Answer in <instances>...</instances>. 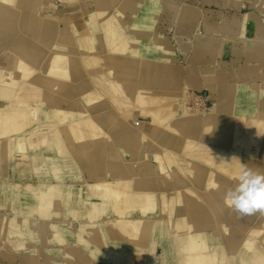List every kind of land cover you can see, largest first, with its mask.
Segmentation results:
<instances>
[{
    "label": "bare ground",
    "instance_id": "6f19581e",
    "mask_svg": "<svg viewBox=\"0 0 264 264\" xmlns=\"http://www.w3.org/2000/svg\"><path fill=\"white\" fill-rule=\"evenodd\" d=\"M58 1L71 7L79 0ZM167 3L165 6L175 20L184 16L199 18L197 12L180 3ZM98 4L97 13L87 14L74 25L68 22L66 27L57 28L56 34H66L68 38L60 36L61 40L49 46L54 39L53 26L64 22L65 12L49 14L44 0H0V45L12 42L18 26L34 36L40 32L41 36L37 37L38 46L27 43V38L13 40L8 75L3 70L6 62L0 61V168L4 165L9 173L12 167L20 172L26 168L35 172L33 176L39 184L14 185L32 203L40 204L43 211L40 233L47 229L58 237L72 235L65 222L49 220L50 211H44L49 208L47 204L65 197V202L73 205L76 217L81 216V204H87L88 208L93 203L98 208L106 207L104 214L88 217L77 239L65 236L67 241L76 240L91 253L93 257L86 256L87 260L158 264L168 255L169 247L179 246L183 252L177 264H221L223 249L234 256L233 264H264V217H259V213L241 217L229 208L233 213L228 217L233 223L231 228L223 217L215 216L222 204L227 208L224 193L228 184L235 185L241 165L251 157L264 158L258 140L253 139L264 132V121L260 118L264 113L258 117L251 115L250 120L241 112L236 116L222 114L213 100V106L204 109L205 114L198 118L185 111L178 99L172 103L178 107L180 119L162 112L166 101L149 88L159 78H177L184 66L148 57L150 47L167 50L161 35L140 30L135 21L128 29L117 15L106 14L105 0H98ZM40 22L45 24L41 31ZM196 28L194 37L200 38ZM207 30L211 34L219 32L210 23ZM146 38L148 46L142 50ZM245 41L246 48L258 51L251 46L256 40ZM222 42L209 37L201 45L214 56L229 50L231 43ZM39 88L45 92L40 99L36 96ZM26 97L29 99L23 100ZM96 101L99 104L95 105ZM112 106L114 111L108 110ZM139 115L158 120L157 124L167 126L168 130L155 127L152 122L148 133L154 134L156 141L152 135L145 136L141 127L147 132L148 126L133 120ZM121 116L126 119H120ZM218 123L223 124L222 131L228 135L223 140L232 139L229 147L214 138ZM237 126L243 129L247 140L235 139ZM195 128L203 129L196 135L190 134ZM113 131L116 134H111ZM159 134L162 137L158 139ZM182 134L189 135L175 141ZM152 143L160 149L154 156L155 166H150L151 156L141 157V149ZM253 143L258 148L251 150ZM240 147L245 151L241 156ZM187 158L199 160L204 166L188 162ZM251 169L259 171L261 166ZM84 171L89 179L83 176ZM209 195L219 202L213 204ZM6 220L0 218V225L4 221L11 224L17 234L34 230V223L28 224L27 220ZM209 226L219 227L229 237L214 241ZM198 227L206 228L203 232L206 238L196 230ZM195 235L199 237L194 238ZM80 259L84 261L82 256Z\"/></svg>",
    "mask_w": 264,
    "mask_h": 264
},
{
    "label": "rangeland",
    "instance_id": "374dc122",
    "mask_svg": "<svg viewBox=\"0 0 264 264\" xmlns=\"http://www.w3.org/2000/svg\"><path fill=\"white\" fill-rule=\"evenodd\" d=\"M44 1H46V0H44ZM96 1L98 3V0H96ZM155 1L161 2L162 0H155ZM173 1H176V0H168V2H173ZM183 1H185V0H181V2H183ZM105 2L109 6L113 7V10L111 12L110 11L107 12L106 14L108 16L117 15L121 24L123 26H125L126 28L130 29L129 26L134 24V21H135L134 19L136 16L137 8L139 6H142L143 3L145 2V0H105ZM193 2H194V0H193ZM188 3H190V1ZM142 8L143 7L140 8L137 16L139 14H141ZM127 11L131 12V14H130L131 16L129 17L130 18L129 21H125V19H124ZM155 14H156L155 15L156 16L155 17L156 23L161 24L160 27L158 28V31L160 33H162V35H164V38H162L163 42L168 43L173 38L174 35L182 36V34H181L182 32H180L181 27L178 25L177 26L175 25V27H174V24L178 23V21L174 22V16L166 8L165 2L161 3L160 5L155 6ZM169 20H172V22L174 23V24L172 23L173 24L172 26L168 25ZM40 23H41V26H40V31H41L42 28L45 27V24H43L42 22H40ZM55 24H56V22H55ZM57 28L60 29V26H58V25L53 26L52 37L54 39L51 42H49V46L52 43L56 44V42H55L56 40H61L60 36H63L62 38H68L66 34L65 35L64 34L60 35V33L56 34ZM17 29H18V31L14 32L15 37L13 38V40L16 38H18V39L19 38L20 39L21 38L22 39L27 38L26 39L27 43H29V44L31 43L35 46L40 45V42L38 40V38L41 37V36H39L40 32L36 33L34 36V35L29 34L28 31L26 30V28L18 26ZM155 29H156V27H155ZM195 32H198L202 39H205L206 37L209 38L210 34H211L207 30V28L205 30V28H201L200 26L198 27V29L196 28ZM222 34H223V37L225 38V42L223 41L222 44L223 43L224 44L232 43V42H229V41H231V39L228 38V36H230L229 34H231V33H222ZM72 37H73V35H72ZM74 37H76V35H74ZM13 40L10 44L5 43L3 45H0V61H2V63L6 62L5 64H7V65L9 64V62H12V57H13L12 52L13 51L10 49V47L13 46V44H14ZM65 40H67V39H65ZM146 40H147V38L145 39V41ZM23 43L24 42L21 41V44H23ZM251 44H252L251 46L256 47V49L254 48L255 50H258L257 45H259V44H261V45L263 44L262 46L264 48V42L260 43L259 41H257V42H255V44L254 43H251ZM197 45H199V43H197V42L192 44L191 48L194 50V53L198 49V48H196ZM263 48L261 51H264ZM52 49L55 50V45L53 46ZM53 50H48V52L51 51V53H52V52H54ZM77 50L78 49L76 48L75 51H77ZM153 50L154 51H152L151 54L162 52V50L157 46H155L153 48ZM158 50H160L161 52H159ZM48 52H47V55H48ZM72 53H74V50H72ZM200 54L201 53L199 51H197V53L195 55L198 56ZM48 57H49V55H48ZM48 57H47V59H48ZM188 70L189 71L190 70L195 71L194 67L191 65L189 66ZM173 79L174 78H170V77L159 78L157 80H154L155 85H153L152 88H149L150 92H152L153 94L156 93L158 95L163 96L164 101H166V103H165L166 106L163 105L165 107L162 106V108H161V109H165V111H162V112L170 113L172 115L173 119H176V117L180 119L179 109L176 106V104L172 103L173 99H178L179 102L181 100L180 103L182 104V108H184V109L186 108L185 111H187L188 113L191 112L190 113L191 115H196L198 118L203 117L205 112L207 110H209V108L212 107V103L210 102V99H209V96H210L209 92L194 90L193 85H191L192 89L185 87V88H183V90L181 92H177V91L173 90L171 87V84H172L171 82ZM30 80L33 83L36 82L35 78H32ZM211 94L215 95V92H211ZM239 94H240V92H239ZM196 97H198V98H196ZM194 98H196V100ZM103 101L105 102V100H103ZM99 102L96 101V102H94V104L95 105H96V103L99 104ZM197 105H199V106H197ZM194 107H196L197 110ZM94 109H96V108H94ZM108 110L114 111V106H112ZM167 111H169V112H167ZM196 112H198V113H196ZM218 112H220V110ZM157 114L158 113H155V117H158ZM250 116H251V114L245 115V117H247L249 120H250ZM258 116L259 115L257 114V117ZM120 119L123 120V119H126V117L121 116ZM136 119H137L136 117L133 118L135 123H138V122H136ZM99 120H101V119H99ZM152 122L155 123V127L159 126L161 128H164L165 130H168L167 126H165L163 124H161V125L157 124L158 120L152 119ZM49 123L58 124L57 122H49ZM43 124H48V122H44ZM108 124L111 125L113 123H110V121H108ZM59 125H61V123H59ZM216 127L217 128H216L215 133H214V138L218 139L219 143H223L222 142V141H224L223 138L228 137V135L223 132L224 128H223L222 123H218L216 125ZM202 129L203 128H195L193 131L190 132V134L193 133V135L194 134L196 135V133L197 134L200 133ZM141 130L143 131L145 136L151 137L152 134L146 132L143 129V127H141ZM235 133L237 134V137H238V138H235L236 140H239V141L240 140H247V139H245V138H247V135H245V132L243 131V129L241 127L237 126V128H235ZM111 134H116V132L113 131ZM180 135L175 137V141H177V142L182 141L183 139L188 137L187 135H189V134H182L183 136H180ZM197 137H198V135H197ZM235 139H234V141H235ZM253 139L258 140L257 145L259 142L258 146L260 148L262 147L261 149H262V152L264 153V132H261V133L257 134L256 136H253ZM224 142L226 143L227 147H229L230 146L229 144L232 142V139H231V142L230 141L229 142L224 141ZM155 145H156V143L155 144L152 143L149 147H146L145 149H141L142 150L141 157H144V156H146V158H148V156L152 157V162L150 163V166H155V163L153 162V160H154V156L156 155V154L151 155V150H153L155 148V150L160 151V149H158V148L156 149ZM258 146H255L253 143L251 150L258 148ZM157 151H155V153ZM244 152H245L244 149H242L240 152V156L243 155L242 153H244ZM31 153H33V151H31ZM263 153H261V154H263ZM236 155H238V154H236ZM256 157H254V158L251 157L248 160V162L245 163V166L248 168H254V167L261 166V169H259V171L263 172L264 171V160H262V159H264V158H256ZM188 160H189L188 162H193V163L195 162L198 165L204 166V163H201V161H199V160H194L193 158H189ZM11 170H12L11 173H9L10 171H8L6 168H4V165H3V167L0 168V218H6L7 219L6 221L9 220V222L12 219L27 220L28 224L34 223V227H33L34 230L31 231L30 233L17 234V232L11 228V224L7 225L4 221L3 223H5V224L2 223V226L0 225V228H1V230H0V264H108L104 261H96V262L91 261L94 258H90L87 260L86 256H92L91 253L88 250H86V248H82L76 240H72L70 242L67 241V239H65V236L66 235L70 236V234H66L63 237H58V236H54V233L50 230H47V229H46L47 231L44 229L45 230V232L43 231L44 234H41L40 230H41V227L43 226V221H42L43 218L41 217L42 215L40 216V214H42L43 211H41L40 204L32 203V199L29 197H25V195H23L21 193V191L19 190V187L14 185L17 183L18 184H26V183L39 184V182H37L38 178L33 176V174H35V172L31 168H26L25 171L23 170L24 172L23 171L20 172L19 168H17V167H14V168L12 167ZM196 174H199V173H196ZM194 175H195V173H194ZM27 176H29V177H27ZM160 177H163V176L161 175ZM50 183H52V182H47L45 184H50ZM228 185H229L228 186V188H229L232 185V182ZM199 190H201V189H199ZM209 198L211 199V201H214L213 204H217L219 202V201L216 202L215 199L214 198L212 199L211 196ZM27 200H28V202H27ZM184 203H182L183 204L182 207L184 206ZM47 205H49V208L48 209L44 208V211H50V215L48 216L49 220H51L55 223L56 222L59 223L62 221L65 222L72 232V235L70 237L75 238V239H77L78 235L81 232L82 225L85 224V222L89 216L95 217L99 214H104L106 212L105 206L98 208V206L95 203H93L90 206L91 208H88L87 204H81L80 205L81 216L76 217V215L74 213H72L73 205L66 203L65 197L62 198L61 200H59L58 202H53V203H50ZM219 205L221 206V204H219ZM221 207L222 208L218 212L215 213V216L221 217V218L223 217V219L225 221H227L228 224L230 225L229 227L232 228L233 223H231L230 220H228L229 219L228 217L231 216L233 213L229 210L228 206L226 208L225 205L222 204ZM258 216L264 217V215H261V214H259ZM216 217H215V220H216ZM105 219L106 218H103V219H101V221L104 222ZM196 230L201 231L202 233L203 232L205 233L206 228H202L200 230V227H198ZM17 231H19V230H17ZM209 231H211L212 234L215 235V237L213 239L214 241L222 239V238L225 239V238L229 237L227 234L222 233V229H220L217 226H215V227L209 226L208 232ZM2 232H4V233L1 234ZM196 237H199V236L195 235L194 238H196ZM204 237L206 238L207 235L204 234ZM196 240H199V239H196ZM166 245L167 244H165V246ZM161 246L163 247V244H161ZM166 247H168V246H166ZM179 248H181V247H179V246H177V247L174 246V248L169 247L168 255H165L160 260V263H158V264H177L179 262V257H180L179 255H181L183 252V251H179ZM160 249H161V252L163 253V251H162L163 249L159 248V250ZM159 250H158V252H159ZM220 255H221L220 259L222 260L221 264H233L232 258L234 256L231 253L226 252L223 249V250H221ZM80 256H82L84 261H82L80 259Z\"/></svg>",
    "mask_w": 264,
    "mask_h": 264
},
{
    "label": "crops",
    "instance_id": "0c3cea01",
    "mask_svg": "<svg viewBox=\"0 0 264 264\" xmlns=\"http://www.w3.org/2000/svg\"><path fill=\"white\" fill-rule=\"evenodd\" d=\"M189 1L190 3H188ZM163 2H165V5L168 4V0H162L161 2L145 0L143 5L137 8L138 14L140 8L143 7L141 14L138 15L139 17L136 14L134 19L137 28L139 27L144 32L159 33L161 38H164V35L158 31L161 24L156 23L155 18V6ZM173 2L194 10L198 13L199 18L190 19L184 16L180 20H175L174 17V22L178 21L176 24L169 20V26L174 24V27L175 25L181 27L182 36L174 35L168 43L162 40L167 47L166 51L161 52L162 54H151L154 51L153 47H150L148 52L150 55L146 54L153 59L171 60L184 66L178 73L177 78L172 80V89L181 92L185 87L192 89L191 85H193L194 90L207 91L210 94L209 99L212 106L214 104L213 100H215L218 104L217 110H220L219 113L222 114L236 116L240 112L244 115L264 113V51H261L263 46L261 44L257 45L259 51H254L250 47L246 48L244 44L246 43L245 40L264 42V0H194V2L193 0L183 2L176 0ZM44 3L49 6L48 12L51 15H56L57 12L66 13L64 22L60 24L61 28H64L68 22L74 25L79 19L86 18L87 14L97 13L100 9L96 0H79L70 5L71 7L68 4H62L58 0H46ZM104 10L111 12L113 7L108 5ZM130 14V11L126 12L125 21H129ZM208 23L219 29L218 33L210 34V37L215 38L216 41L225 42L222 33H226L224 31L231 33L228 38L231 39L232 43L226 53L222 51L214 56L209 55L204 46L201 45L203 41L208 40V37L205 39H202L201 36L200 38L194 37V29L200 26L206 30V28L208 29ZM196 42L199 45H197L196 48L198 49L194 53L191 47ZM147 43L143 40L142 50L148 46ZM197 51L201 53L198 56L195 55ZM128 57L131 58L130 55ZM190 65L195 70L192 74L188 70ZM10 66L11 63L9 62L8 65L6 64V68L3 69L5 75L10 73ZM39 89L36 96L40 99L43 92L42 89L41 91ZM211 92H215V95ZM28 99L26 97L23 100ZM260 118L264 121V115ZM137 121L140 125L148 126L147 129L149 130L147 132L150 129L152 130V119L150 117L139 115ZM161 135L159 134L156 138L159 139L162 137ZM152 139L155 140L154 134ZM155 151H157L155 148L151 150V155L155 154ZM83 176L89 179L87 171L83 172Z\"/></svg>",
    "mask_w": 264,
    "mask_h": 264
},
{
    "label": "clouds",
    "instance_id": "9594fccd",
    "mask_svg": "<svg viewBox=\"0 0 264 264\" xmlns=\"http://www.w3.org/2000/svg\"><path fill=\"white\" fill-rule=\"evenodd\" d=\"M223 199L241 217L264 215V172L241 165L235 185L226 189Z\"/></svg>",
    "mask_w": 264,
    "mask_h": 264
}]
</instances>
